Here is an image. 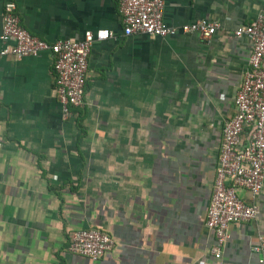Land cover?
I'll return each mask as SVG.
<instances>
[{
  "label": "crops",
  "instance_id": "obj_1",
  "mask_svg": "<svg viewBox=\"0 0 264 264\" xmlns=\"http://www.w3.org/2000/svg\"><path fill=\"white\" fill-rule=\"evenodd\" d=\"M11 1L21 25L48 43L87 30L113 37L92 45L84 103L69 119L48 52L0 55V264H261L264 187L255 197L238 190L259 212L229 226L219 258L205 217L252 49L234 30L264 0H164L170 26L217 21L209 41L124 36L119 0ZM88 227L116 241L98 261L67 250L72 230Z\"/></svg>",
  "mask_w": 264,
  "mask_h": 264
},
{
  "label": "built area",
  "instance_id": "obj_2",
  "mask_svg": "<svg viewBox=\"0 0 264 264\" xmlns=\"http://www.w3.org/2000/svg\"><path fill=\"white\" fill-rule=\"evenodd\" d=\"M124 36L147 34L168 37L197 34L209 41L220 24L215 20L170 26L163 19L164 0H119ZM238 38L246 37L251 53L236 93L235 114L222 127V143L215 168L212 194L206 210L205 224L214 235L211 253L219 258L229 237V226L246 222L258 214L255 205L246 203L238 190L252 197L264 187V11L254 21L234 30ZM113 37L107 29L87 30L82 40L60 39L52 43L30 34L20 23L16 4H4L0 40L1 56L36 57L48 52L53 57L56 93L62 115L69 119L73 109L84 103L88 57L94 42ZM250 128L244 140L245 130ZM115 239L95 227L74 229L67 250L71 254L98 261L115 247ZM264 264V240L255 248Z\"/></svg>",
  "mask_w": 264,
  "mask_h": 264
},
{
  "label": "flooded vegetation",
  "instance_id": "obj_3",
  "mask_svg": "<svg viewBox=\"0 0 264 264\" xmlns=\"http://www.w3.org/2000/svg\"><path fill=\"white\" fill-rule=\"evenodd\" d=\"M217 161H218V156H217V158H216V164H217ZM216 166V165H215ZM211 194H212V189L210 190H208V196H207V202L206 203H208L209 202V200H210V197H211ZM207 205V204H206Z\"/></svg>",
  "mask_w": 264,
  "mask_h": 264
},
{
  "label": "trees",
  "instance_id": "obj_4",
  "mask_svg": "<svg viewBox=\"0 0 264 264\" xmlns=\"http://www.w3.org/2000/svg\"><path fill=\"white\" fill-rule=\"evenodd\" d=\"M73 110H75V109H73ZM73 112H74V111H73ZM249 131H250V128L246 129V130H245V134L248 135Z\"/></svg>",
  "mask_w": 264,
  "mask_h": 264
}]
</instances>
